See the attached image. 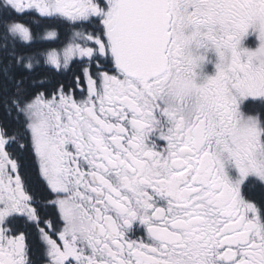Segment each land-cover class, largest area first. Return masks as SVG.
Listing matches in <instances>:
<instances>
[{
  "label": "snow or ice",
  "instance_id": "snow-or-ice-1",
  "mask_svg": "<svg viewBox=\"0 0 264 264\" xmlns=\"http://www.w3.org/2000/svg\"><path fill=\"white\" fill-rule=\"evenodd\" d=\"M254 186L264 0H0V264H264Z\"/></svg>",
  "mask_w": 264,
  "mask_h": 264
},
{
  "label": "flooded vegetation",
  "instance_id": "flooded-vegetation-1",
  "mask_svg": "<svg viewBox=\"0 0 264 264\" xmlns=\"http://www.w3.org/2000/svg\"><path fill=\"white\" fill-rule=\"evenodd\" d=\"M252 195L257 199L264 198V189H261L259 186L252 187Z\"/></svg>",
  "mask_w": 264,
  "mask_h": 264
},
{
  "label": "trees",
  "instance_id": "trees-1",
  "mask_svg": "<svg viewBox=\"0 0 264 264\" xmlns=\"http://www.w3.org/2000/svg\"><path fill=\"white\" fill-rule=\"evenodd\" d=\"M52 47H53V42H50V41L47 42V48H52ZM59 77H60V75H56V76H54L55 79H60ZM37 186H38V185H37Z\"/></svg>",
  "mask_w": 264,
  "mask_h": 264
},
{
  "label": "rangeland",
  "instance_id": "rangeland-1",
  "mask_svg": "<svg viewBox=\"0 0 264 264\" xmlns=\"http://www.w3.org/2000/svg\"><path fill=\"white\" fill-rule=\"evenodd\" d=\"M63 49V48H62ZM62 49H60V50H62Z\"/></svg>",
  "mask_w": 264,
  "mask_h": 264
}]
</instances>
